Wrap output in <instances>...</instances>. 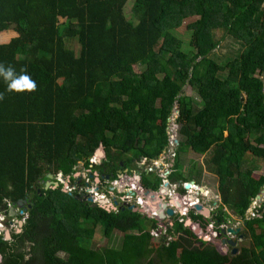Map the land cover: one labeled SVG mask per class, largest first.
Masks as SVG:
<instances>
[{
  "label": "trees",
  "instance_id": "obj_1",
  "mask_svg": "<svg viewBox=\"0 0 264 264\" xmlns=\"http://www.w3.org/2000/svg\"><path fill=\"white\" fill-rule=\"evenodd\" d=\"M226 38L236 47L227 60L217 55ZM0 64L27 68L37 84L9 93L0 78V214L32 207L22 233L0 240L2 264H264V206L233 255L177 220L173 239L157 243L159 222L131 205L110 211L79 190H47L50 175L77 182L82 163L116 181L160 161L177 107L171 182L199 181L185 157L208 155L223 205L244 217L264 190L254 177L264 164V0H0ZM143 184L158 193L162 180L151 173ZM98 232L109 246L99 249Z\"/></svg>",
  "mask_w": 264,
  "mask_h": 264
},
{
  "label": "clouds",
  "instance_id": "obj_2",
  "mask_svg": "<svg viewBox=\"0 0 264 264\" xmlns=\"http://www.w3.org/2000/svg\"><path fill=\"white\" fill-rule=\"evenodd\" d=\"M0 78H3V80L6 84V91L9 93H12V92L23 93L26 91L27 92H34L37 89L36 82L32 79V77L29 74H27V68H22L20 73L17 74V72L13 66H11V65L5 66L4 64H0ZM4 98H5L4 95L0 94V100H3ZM176 114H179V113L176 112ZM171 123H172V121H171ZM178 135H179V132H178ZM178 144H179V142L177 141V145L173 149L175 154L178 150ZM104 153H105V151H104ZM165 157H167V155ZM99 158L100 157L98 156V153H97L95 160H98ZM105 158H106V153H105ZM105 158H103L102 160H104ZM163 159L161 160V162H166ZM174 159H175V157L170 158L169 160L173 161V164H174L175 163ZM93 161L94 160H92V163H93ZM161 162L158 161V163H161ZM166 163H168L167 165L172 166V170L170 172V175H172V173L174 171V168H173L174 166H173V164H171L169 162H166ZM101 164H102V162H101ZM162 167H165V166L161 165L160 168H157L155 166V170L157 171V173H158V171L163 170ZM86 172H91V174L93 175L92 171H90V170H86ZM162 173L164 174L163 171H162ZM79 174L76 175V179H77ZM166 174H164V175H166ZM164 175L160 176V178L162 180L161 192L162 191L164 192V193H162V195H163L162 200L163 201H161L162 206L160 208V211L157 212V216H156L157 218L155 220H157L159 223H160V221H162L166 225H169L172 223V229H173V220H177L179 223H181L185 226L187 233H190L189 234L190 238L198 241V243H200V245H203L204 242L200 241L195 236V232L190 230L193 225H197L198 229L202 231L203 239H207L209 242H211V244L214 243L215 245H217L219 247V249H221L223 247V244H222L223 240H227V241L233 240L236 243L237 239H239V238L243 239V236H241V237L233 236L232 234L229 233V230H233L235 228H240V227H243L245 229L246 228L245 221H251V220L260 218V210H263V205H264V200H262L263 198H260V195L251 200V203L249 205V209L245 212L244 217H238V216L234 215L233 212L229 208L225 207L223 205L222 201H221V206L218 203H213V201H208L210 195H209L208 190H206L204 185L202 184L203 182L201 183V181L203 180L202 175H201V179L199 181L193 179V180H187L184 182H180L178 184H174L173 182H171V180L169 183ZM185 175L186 176L189 175L188 170H185ZM93 178H95V177L93 176ZM67 179L69 180V184H71V186L77 187V191L78 190L81 191L82 189H85L82 187L81 181H79L78 179H77V184H75L74 182H76V181H73L71 178H67ZM54 180H56V178ZM217 181H218V179H217ZM56 184L59 185V188L62 186L64 187V185H60L61 183H59L58 180H57ZM187 186H191L190 189H187ZM263 192H264V190H263ZM80 194H82V195L86 194L88 200L91 198V196L85 192L80 193ZM82 195H81V197H82ZM219 195L221 197L220 192H219ZM205 201H208V202L205 203ZM92 204L95 205L94 203H92ZM12 206H14V205H12ZM19 207L20 206L16 207V210H17V212L20 213V215L16 216V217L11 216L12 219H15V222L17 225H15V224L12 225L13 223L9 220V217L7 215L0 214V240L4 239V241H8L7 237H6V232H5L6 230L11 232L12 238H13V233H16V232L18 234L22 233V231L26 225V221L28 220V218H30L29 212L31 209L29 206L27 207V205H26V209L28 211L25 213H21V211L24 208H19ZM197 207H200L201 209L198 210ZM169 210L173 211V216H169L167 214V212ZM161 211L165 215V218L163 220L160 219V215H159V213ZM206 213L208 215H206ZM192 215L194 217L201 218V219L193 220L191 217ZM167 216H169L170 218H167ZM22 218H24V219L21 220ZM150 219H152V218H150ZM19 221L24 223L23 228L20 227ZM16 227H18L19 230H16ZM188 228H190V229H188ZM172 229H170L167 233H164L161 235H164V236L170 235ZM192 236H194L195 238H192ZM168 237L171 240L173 239L172 235H170ZM155 238H157V237H155ZM160 238H161V236H160ZM169 239H168V241H169ZM12 241H13V239H12ZM236 246H237V244H236ZM226 247H227V249H229L231 246L226 245ZM232 249L234 250V248H232ZM2 263H3V256L0 254V264H2Z\"/></svg>",
  "mask_w": 264,
  "mask_h": 264
},
{
  "label": "rangeland",
  "instance_id": "obj_3",
  "mask_svg": "<svg viewBox=\"0 0 264 264\" xmlns=\"http://www.w3.org/2000/svg\"><path fill=\"white\" fill-rule=\"evenodd\" d=\"M133 7H134V3L131 2V4L127 8V14H128V17H130V18H132ZM178 35L183 37V39L185 40L184 41L185 42V46H184L185 51H189L190 50V48H189V32L186 31V28H182V29L178 30ZM221 35H222V33L219 32V36H221ZM235 50H236V47H234V51ZM234 51L232 50L231 47H229V39L226 38L225 41L223 42L221 48L217 51V55L220 58H224V59L227 60L229 58H233V55H235ZM137 71H139V68H137ZM228 74L229 75H234L233 73H228ZM185 92H186V95L192 96V92H191L190 89H187ZM179 119H180L179 114L175 113V115L173 116L171 127H170V132L171 133L172 132H177L178 130H180L181 124L179 122ZM178 136L179 135L177 133V136L174 139L175 141L176 140L179 141ZM162 158H164V155L161 156V160H162ZM207 159H208V155L206 157H199V156H196L193 153H190L189 155H187L185 157L187 165L189 164V161H194L196 163V165H197V168L198 169L200 168L199 171L202 173V178H203L201 183L203 182L202 184L204 185L205 189L208 190L209 195H210L208 201H213V203H218L221 206L222 197H220V195H219V187H220V185H219V183L217 181V178L216 179L213 178V175L209 172L208 167L206 165ZM250 159H251V157H248V160H250ZM102 161H103L102 157L100 156V158L96 161L97 165L98 166L101 165ZM145 164L148 165L147 162ZM159 164H160V167H161V165L165 166V170H161V171H163L164 174L168 173L167 166H166L168 163L161 162ZM259 164H263V163L259 162ZM155 166H156V164H152V165H149L148 167L151 168V167H155ZM262 166H263L262 167V171L259 172V173L257 172V173L254 174V177L256 179L264 176V164ZM79 172H80V174L78 173L79 175H78L77 179L79 181H81L82 187L85 188L89 193H91L92 191H95V192L96 191H100V193L106 194L109 198H112L111 195L108 193L109 192L108 185L98 184L99 181H100L99 172H97L95 170L93 175L91 174V172H86V169L84 168V164L83 163L81 164V168H79ZM93 176L95 178H93ZM58 181L61 184L67 182L64 178H60V177L58 178ZM74 183L77 184V182H74ZM120 185H122L124 187V184L122 182H121ZM64 191L65 192H70L68 188H64ZM118 199L120 200L121 198L118 196ZM208 201H205V203L208 202ZM121 203H122V206H128L127 204H125L123 202H121ZM10 221L13 223L12 225H14V224L17 225L16 222H15V219H11ZM169 225L171 226V224H169ZM17 228L18 227H16V230H19V228L18 229ZM188 229H190V228H188ZM190 230L195 232V236L200 241H203L204 243H207V244H211V242H209L207 239H203V233H202L201 230L198 229L197 225H193ZM238 230L240 232H239V234L237 236L241 237L242 235H240V234L242 232H244V228L240 227V228L233 229V231H238ZM189 234L190 233H187V235H189ZM159 241H160V238H156V242L158 243ZM169 241H171V239H169ZM95 243H99L100 244L99 249H103V248L109 246V241L104 238V236L102 235L101 232L97 233V235L95 237ZM157 243H155L153 245L154 249L158 248ZM241 246L249 247L250 243H249L248 240L245 241L243 244L240 242L238 247H241Z\"/></svg>",
  "mask_w": 264,
  "mask_h": 264
},
{
  "label": "built area",
  "instance_id": "obj_4",
  "mask_svg": "<svg viewBox=\"0 0 264 264\" xmlns=\"http://www.w3.org/2000/svg\"><path fill=\"white\" fill-rule=\"evenodd\" d=\"M170 127H171V123H170ZM170 127L168 130L169 147H168V154H167V157L169 159L175 157V153H174L173 149L177 145V140L175 141L174 139L177 136V133L179 132V130H178L177 132L171 133ZM96 161L97 160H94L93 163L97 165ZM155 164H156L157 168H160V164L158 162H156ZM146 167H147L149 172L155 171V167L150 168L147 165H146ZM59 177L64 178L67 181L66 183L60 184V185H64V188L69 189L70 192H67V193H75L77 191V187L71 186L69 184V180L63 174H60L58 176V178ZM135 179H138V175H135L134 177H132L131 181H126V180H124V177L123 178L120 177L118 180L114 181V183H109L108 184V189H109L108 193L111 195L112 198H109L106 194L100 193V191H96V192L92 191L91 193H89L86 189H82L80 191V193L85 192V193L89 194L91 196V198L94 199V204H99L100 202H103V201L110 202L113 199L119 201V199H118V196H119L121 199H123V201H122L123 203H125L127 205H131V206H134V204L137 203L148 214L151 213L150 218L156 219L158 210L152 209L151 206L154 203L153 198H155V197L159 198V197H161V194L160 193L159 194L150 193V194H147L145 196L142 195L140 187L135 183ZM121 182L124 184V187L122 189H120ZM138 194L142 195V197L136 198L135 195H138ZM167 218H170V217L167 216ZM170 229H172V223L170 226V225H166L162 221H160L159 228H158V230L153 232V235L157 238H160L161 234L167 233Z\"/></svg>",
  "mask_w": 264,
  "mask_h": 264
},
{
  "label": "flooded vegetation",
  "instance_id": "obj_5",
  "mask_svg": "<svg viewBox=\"0 0 264 264\" xmlns=\"http://www.w3.org/2000/svg\"><path fill=\"white\" fill-rule=\"evenodd\" d=\"M163 160L166 161V162H169V163L173 164V161H170L167 157H165ZM160 162H161V160H160ZM162 169L165 170V167H162ZM171 170H172V166L171 165H167V171H168V173L166 175H164L162 173V171H158V173H157L156 170L154 172H149L147 168H142V171L141 172L130 174V172H133V171H129V170L126 169V170H124V172H128V175L124 176V180L131 181V178H129L127 176L134 177L135 175H138V179H135V183L140 187V189L142 188L144 191H146L145 188H144V184H143V176H149L151 173H154L155 176L156 175L157 176L159 175V177L164 175L165 178L167 179V181L170 183V177H171L170 172H171ZM120 173H122V172H120ZM99 175H100V181H99L98 184L108 185L109 183H114V181L111 180L112 179L111 176L101 174L100 172H99ZM146 192H148L149 194L150 193H156V192H152L151 190H147ZM159 193L161 194V197H159V198H156V197L153 198L154 203L151 206L152 209H154V210L156 209L158 211H160V208H161V205H162V202L161 201H162L163 195H162L161 189L159 190V192L157 194H159ZM145 194L146 193H142V195H144V196H145ZM142 195L138 194V195H135V197L136 198L142 197ZM121 200L123 201V199H121ZM109 206H110L111 209H107V210H110V211L111 210H116L117 208H119L120 206H122V203L120 201H117V200H114L113 199L112 201L109 202ZM132 207H134V210H137V211H140V212L143 211L142 213L145 214L148 217H150V215H151V213L148 214L137 203L134 204V206H132ZM104 209H106V208H104Z\"/></svg>",
  "mask_w": 264,
  "mask_h": 264
},
{
  "label": "water",
  "instance_id": "obj_6",
  "mask_svg": "<svg viewBox=\"0 0 264 264\" xmlns=\"http://www.w3.org/2000/svg\"><path fill=\"white\" fill-rule=\"evenodd\" d=\"M176 112L179 113L177 107H176ZM98 156H99V157L101 156L102 159L105 158L104 150H103V151H102V150L99 151V152H98ZM49 179H50L51 181L47 184V190H51L52 188H53L54 190L58 189V188H59V185L53 182V180L55 179V177H54L53 175H50V176H49ZM190 187H191V186H187V189H190ZM120 189H122V185H120ZM162 193H164V192L162 191ZM148 194H149V193H148ZM80 199H81V200H85L86 202H89V203H91V204L94 203V199H93V198H90V199L88 200L86 194H83L82 197H81ZM19 206H20L19 208H24V209L21 211V213H25V212L28 211V210L26 209V202H21V204H20ZM94 206H95V207L106 208V209H111L110 206H109V202H108V201L100 202L99 204H95ZM30 209H32V207H30ZM132 209L134 210V207H132ZM197 209L200 210L201 208H200V207H197ZM136 211H137V210H136ZM142 212H143V211H142ZM142 212H141V213H142ZM167 214H168L169 216H173V211L169 210V211L167 212ZM19 215H20V213L17 212L16 207H15V206H12V207L10 208V216H12V217H16V216H19ZM159 215H160V219H161V220H163V219L165 218V215H164V213H163L162 211L159 213ZM206 215H208V214L206 213ZM19 225H20V227H22V228L24 227V223H23V222H20V221H19ZM5 232H6L7 240L10 241V242H12V239H13V238H12V234H11V232H10V231H7V230H6ZM239 232H240L239 230H238V231L229 230V233L232 234V235L235 236V237L239 234ZM224 234H225V233H224ZM192 238H195V237L192 236ZM241 239H242V238H241ZM222 244H223V247H222V249H221L222 254H226L227 251H228L226 245H229V246H231L232 248H235V247H236V243H235L233 240H229V241H227V240H223V241H222ZM237 253H238L237 249H234L233 252H232L233 255H236Z\"/></svg>",
  "mask_w": 264,
  "mask_h": 264
},
{
  "label": "crops",
  "instance_id": "obj_7",
  "mask_svg": "<svg viewBox=\"0 0 264 264\" xmlns=\"http://www.w3.org/2000/svg\"><path fill=\"white\" fill-rule=\"evenodd\" d=\"M175 113H176V110L174 111V115H175ZM259 172H261V171H259ZM259 172H258V173H259ZM256 173H257V172H256ZM126 175H128V172H124V173L122 172V173H121V178H123V177H124V176H126ZM127 177H129V178H132V176H127ZM213 178H215V179H216V177H215V176H213ZM255 179H256V178H255ZM258 179H259V178H258ZM122 188H123V186H122ZM145 190H146V189H145ZM143 191H144V190L141 188V192H142V193H146L145 195H147V194H148V192H146L147 190H146V191H144V192H143ZM263 194H264V192L262 191V192H261V194H260V198H263L262 200H264V195H263ZM119 201H121V202H122V200H121V199H120ZM263 206H264V205H263Z\"/></svg>",
  "mask_w": 264,
  "mask_h": 264
}]
</instances>
